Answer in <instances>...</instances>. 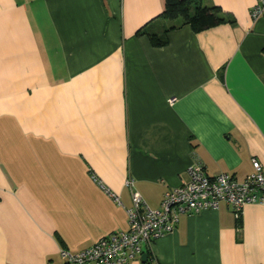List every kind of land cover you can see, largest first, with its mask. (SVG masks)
<instances>
[{
    "label": "crops",
    "instance_id": "1",
    "mask_svg": "<svg viewBox=\"0 0 264 264\" xmlns=\"http://www.w3.org/2000/svg\"><path fill=\"white\" fill-rule=\"evenodd\" d=\"M210 2L235 22L157 47L137 33L166 0H0V264H66L127 232V181L158 210L192 169L264 167V15ZM236 221L182 217L131 264H264V206Z\"/></svg>",
    "mask_w": 264,
    "mask_h": 264
},
{
    "label": "built area",
    "instance_id": "2",
    "mask_svg": "<svg viewBox=\"0 0 264 264\" xmlns=\"http://www.w3.org/2000/svg\"><path fill=\"white\" fill-rule=\"evenodd\" d=\"M250 14L253 21L261 18L264 0H256ZM253 169L254 173L242 182L227 174L211 177L200 167L192 169L191 181L166 192L158 210L151 209L135 190V184L127 181L132 201L127 211L129 230L112 234L79 254L61 250L60 257L66 264H131L150 255L159 240L176 230L182 217L226 206L240 220L247 206H264V167L254 161ZM111 197L122 206L117 196Z\"/></svg>",
    "mask_w": 264,
    "mask_h": 264
},
{
    "label": "trees",
    "instance_id": "3",
    "mask_svg": "<svg viewBox=\"0 0 264 264\" xmlns=\"http://www.w3.org/2000/svg\"><path fill=\"white\" fill-rule=\"evenodd\" d=\"M157 19H161V27L157 31L154 27V20L143 28L137 35H147L152 44L163 47L168 44V33L179 26L189 25L194 32H202L216 26L231 23L234 18L226 14L220 7L214 5L210 0H166L165 10ZM181 20L178 25L168 26L169 21ZM241 226V219L236 221ZM149 254L147 255V259ZM149 261L147 260L146 263Z\"/></svg>",
    "mask_w": 264,
    "mask_h": 264
},
{
    "label": "rangeland",
    "instance_id": "4",
    "mask_svg": "<svg viewBox=\"0 0 264 264\" xmlns=\"http://www.w3.org/2000/svg\"><path fill=\"white\" fill-rule=\"evenodd\" d=\"M181 23V20L179 19V20H175V21H169L168 22V26H171V25H178V24H180Z\"/></svg>",
    "mask_w": 264,
    "mask_h": 264
},
{
    "label": "water",
    "instance_id": "5",
    "mask_svg": "<svg viewBox=\"0 0 264 264\" xmlns=\"http://www.w3.org/2000/svg\"><path fill=\"white\" fill-rule=\"evenodd\" d=\"M147 260H148V259H147V256H143V258H142V262H143V263H146Z\"/></svg>",
    "mask_w": 264,
    "mask_h": 264
}]
</instances>
